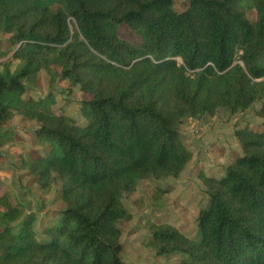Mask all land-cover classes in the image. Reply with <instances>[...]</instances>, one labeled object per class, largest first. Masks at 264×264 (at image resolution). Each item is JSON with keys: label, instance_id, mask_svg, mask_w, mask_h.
I'll return each mask as SVG.
<instances>
[{"label": "trees", "instance_id": "1", "mask_svg": "<svg viewBox=\"0 0 264 264\" xmlns=\"http://www.w3.org/2000/svg\"><path fill=\"white\" fill-rule=\"evenodd\" d=\"M174 1L0 0V61L8 58L0 63V131L16 117L37 124L36 140L55 148L19 156L18 168L40 192L59 183L65 205L39 240L35 215L0 196V264H124L119 224L132 215L123 194L146 179L180 176L193 157L182 122L256 102L253 114L264 121V0H188L180 13ZM121 25L141 42L120 39ZM42 70L51 88L34 99L29 86ZM57 81L90 96L81 107L86 125L64 108L54 112ZM233 136L241 155L222 177H200L208 205L196 238L148 224L147 247L158 257L264 264V122Z\"/></svg>", "mask_w": 264, "mask_h": 264}, {"label": "rangeland", "instance_id": "2", "mask_svg": "<svg viewBox=\"0 0 264 264\" xmlns=\"http://www.w3.org/2000/svg\"><path fill=\"white\" fill-rule=\"evenodd\" d=\"M187 5L188 0H175L173 9L180 13L186 10ZM70 28L73 26L70 25ZM117 35L130 43L141 42L126 25L118 27ZM176 62L180 64L179 59ZM13 63L10 67L12 72L18 64L16 61ZM261 64H264V59ZM53 69L59 76L60 70ZM50 88L49 76L42 70L37 75L36 83L29 86L28 95L34 99L44 98ZM52 89L57 102L53 107L54 112L59 113L60 108H64L65 114L78 126L86 125L88 119L81 114V107L83 101L90 100V96L83 95L78 88H71L67 82L57 81ZM259 106V102H256L249 110L236 115L230 116L227 111L219 110L212 118L185 119L182 122L179 132L193 157L180 176L175 179H146L138 183L133 193L123 194L122 202L132 215L130 221L119 224L122 232L120 256L124 264L181 262L184 258L181 254L158 257L153 249L147 247L148 224H167L189 239L196 238L199 212L208 205L206 189L200 177H222L232 160L241 155L233 134L247 126L261 128L264 121L253 114ZM34 126H37L35 122L16 117L0 131V152L4 148V155H0V196L6 195L22 206L26 216L35 215L34 231L41 240V227L49 221L59 222L58 214L65 205L59 198V183H55L48 192H40L28 170L18 168L19 156L35 158L50 155L51 149L55 148L51 142L36 140ZM5 129L8 131L5 132Z\"/></svg>", "mask_w": 264, "mask_h": 264}, {"label": "crops", "instance_id": "3", "mask_svg": "<svg viewBox=\"0 0 264 264\" xmlns=\"http://www.w3.org/2000/svg\"><path fill=\"white\" fill-rule=\"evenodd\" d=\"M2 38H3V39H0V40H4V39H6L5 37H2ZM7 59H8V58H7ZM7 59L1 60L0 63H4ZM14 62H15V61H14ZM12 65H14L13 62L10 64V67H11ZM1 70H2V66H0V71H1ZM10 71H11V70H10ZM11 72H12V71H11ZM13 119H14V118H13ZM19 119H20V118H19ZM14 121H15V120H14ZM13 124H14V122H13ZM34 127H35L34 129L37 128V126H34ZM4 131L6 132V131H8V129H5ZM7 140H9V139L7 138ZM1 151H2V152H0V155L3 156V155H4V154H3V151H4V148H3V147L1 148Z\"/></svg>", "mask_w": 264, "mask_h": 264}]
</instances>
